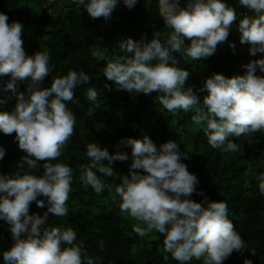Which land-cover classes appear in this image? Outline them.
Segmentation results:
<instances>
[{
    "label": "clouds",
    "instance_id": "clouds-1",
    "mask_svg": "<svg viewBox=\"0 0 264 264\" xmlns=\"http://www.w3.org/2000/svg\"><path fill=\"white\" fill-rule=\"evenodd\" d=\"M133 9L138 0H122ZM151 0H145V4ZM158 15L167 31H154L151 39L119 42L122 55L108 57L100 49L91 53L96 60H104V76L117 88L129 93L158 96L159 104L168 113L182 110L193 112L192 122L203 128L208 144L222 152H238L240 147L230 137L244 136L249 140L264 132V0H238L246 8L242 15L226 0H156ZM83 8L93 20L108 21L120 0H71ZM236 22L241 44H249L255 60L242 65L243 74L224 76L212 73L203 80L198 97L192 87H185L189 72L178 66V53L186 62L197 61L214 54L217 45L227 40ZM23 25L8 22L0 13V92L15 96L11 111H0V133L15 134L18 148L25 154L15 171L0 173V221L6 222L12 244L2 252L5 264H101V257L90 256L77 242L71 227L60 228L49 221L69 215L68 200L72 191L73 169L60 161L63 149L76 128L77 119L68 102L76 103L73 90L90 80L83 70L51 76L46 87L44 78L52 71L50 53L37 50L28 55L21 36ZM189 43L185 44V40ZM230 47L234 45L229 44ZM26 82L25 91L18 84ZM87 100L98 106V93L89 87ZM6 102L0 99V105ZM120 144L130 148L109 154L96 142L87 145L90 161L82 167V186L101 194L111 190L104 178L116 174L114 161L130 159L127 175L117 176L114 191L120 198V211L139 222L135 227L140 237L153 231L163 236V252L170 254L177 264H222L234 251L246 247L245 241L230 220L227 202L190 199L199 183L189 172L182 152L174 140L159 147L144 136L127 138ZM5 149L0 146V160ZM183 158V159H182ZM107 161L105 164L103 161ZM101 174V175H98ZM259 192L264 195V175L259 177ZM42 198V199H41ZM35 202L45 208L42 215L29 214ZM104 250V242H99ZM254 254V253H253ZM168 259V255L164 256ZM244 264H252L249 259Z\"/></svg>",
    "mask_w": 264,
    "mask_h": 264
},
{
    "label": "trees",
    "instance_id": "trees-1",
    "mask_svg": "<svg viewBox=\"0 0 264 264\" xmlns=\"http://www.w3.org/2000/svg\"><path fill=\"white\" fill-rule=\"evenodd\" d=\"M226 2L237 15L246 10L238 0ZM0 13L8 16L9 23L17 21L23 25L21 38L26 54L32 55L37 50L50 53L52 71L41 86L46 87L51 76L70 70H83L90 77L88 84L82 82L73 90L76 103L68 102L77 123L59 158L73 169L69 215L55 217L50 213V224L74 229L77 242H83L90 256L101 257V264H177L170 254L163 252L162 234L153 231L140 237L134 229L142 225L120 211V198L114 189L119 183L117 176L128 174L130 159L112 163L116 175L104 178L111 190L105 189L99 195L91 187L85 189L80 179L82 167L90 163L86 155L89 143L96 142L109 154L122 150L130 156V148L121 145V140L147 136L157 147L174 140L179 149L188 154L187 159L182 158L188 171L199 180L190 199L202 204L226 201L229 218L245 241L246 247L240 252L234 251L222 264H244L245 259L251 260L252 264H264V195L260 194L258 186L259 177L264 175V132L256 133L250 140L244 136L230 137L240 147L238 152L213 149L203 128L193 124V112L168 113L159 104L158 93L136 94L117 88L102 72L106 62L91 55L94 49H100L112 58L123 54L119 49L122 39H151L154 31L166 34L169 30L158 15L156 0L148 4L138 0L131 10L120 0L108 21L102 17L91 19L85 9L78 8L71 0H0ZM239 35L234 22L227 40L217 45L214 54L197 61L186 62L178 53H173L179 60L178 66L189 72L185 87H192L197 96L202 97L206 77L212 73L226 77L243 74V64L260 58V53L250 54V45L241 44ZM188 43L186 39L185 44ZM257 75L264 76V73L257 69ZM7 79V76L0 78V83ZM25 87L26 82L18 84L21 92ZM89 87L98 93V106L87 100ZM0 99L6 100L0 105V111L14 108L16 99L11 93L0 92ZM0 146L5 149V156L0 160V173L10 174L25 154L18 148L14 133H0ZM45 210L32 202L29 214L42 215ZM100 241L104 242L102 252ZM11 244L8 225L0 221V252ZM165 255H168L167 260ZM0 264H5L2 256ZM191 264L202 262L193 260Z\"/></svg>",
    "mask_w": 264,
    "mask_h": 264
}]
</instances>
